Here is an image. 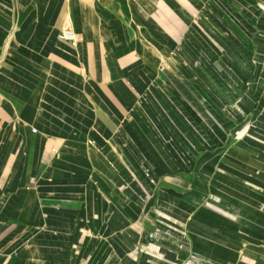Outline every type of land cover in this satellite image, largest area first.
<instances>
[{
    "label": "crops",
    "instance_id": "obj_1",
    "mask_svg": "<svg viewBox=\"0 0 264 264\" xmlns=\"http://www.w3.org/2000/svg\"><path fill=\"white\" fill-rule=\"evenodd\" d=\"M0 264H264V0H0Z\"/></svg>",
    "mask_w": 264,
    "mask_h": 264
},
{
    "label": "rangeland",
    "instance_id": "obj_2",
    "mask_svg": "<svg viewBox=\"0 0 264 264\" xmlns=\"http://www.w3.org/2000/svg\"><path fill=\"white\" fill-rule=\"evenodd\" d=\"M223 114L227 120H226V123H224L222 126V131H223V134L225 136L226 146H230V145L240 141L241 139H237L235 136H233V127L235 125L233 123V120L228 115H226L225 109H223Z\"/></svg>",
    "mask_w": 264,
    "mask_h": 264
},
{
    "label": "built area",
    "instance_id": "obj_3",
    "mask_svg": "<svg viewBox=\"0 0 264 264\" xmlns=\"http://www.w3.org/2000/svg\"><path fill=\"white\" fill-rule=\"evenodd\" d=\"M60 40L69 41L72 44L76 43L75 34L70 29L62 30L58 35Z\"/></svg>",
    "mask_w": 264,
    "mask_h": 264
}]
</instances>
